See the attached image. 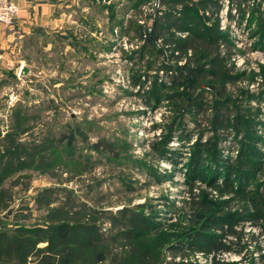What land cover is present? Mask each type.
<instances>
[{"label":"rangeland","instance_id":"1","mask_svg":"<svg viewBox=\"0 0 264 264\" xmlns=\"http://www.w3.org/2000/svg\"><path fill=\"white\" fill-rule=\"evenodd\" d=\"M219 5L220 30L233 47L229 64L236 80L227 83L226 89L253 121L254 136L262 148L264 0H249L244 11L231 0H219ZM164 9L160 0H109L108 4L104 0H64L59 14L31 25L26 35L15 36L9 45L12 52H6L11 63L0 67V152L8 134H17L25 149L35 145L48 149L36 157L38 168L16 171L2 182L10 202L7 208L0 206V230L43 224L46 211L37 207L35 197L45 189L65 190L87 204L93 200L103 210L152 204V212L166 218L163 227L174 223L168 230L174 234L202 217L199 210L186 207L190 193L185 180L192 145L199 137L205 142L208 136L202 116L193 111L185 114L165 152L156 150L179 112L178 103L166 98L172 90H156L167 78L159 69L183 64H174L172 54L152 35L156 17ZM241 138V134L237 139L229 137L224 158H236ZM199 174L201 180L194 182L193 192L211 202L210 211L238 212L236 206L246 204L235 196L234 201L242 204L231 202L225 208L223 202L234 195L217 193L202 181L206 171ZM254 179L246 190L253 193L260 185L262 192L264 166ZM10 208L13 213L4 220ZM236 227L247 239L257 237V244L264 248L260 228L248 223ZM253 247H248L241 264L264 256V252H253ZM170 257L165 255L166 260ZM194 258L196 264H208L202 254ZM222 258L232 263L240 260L234 254Z\"/></svg>","mask_w":264,"mask_h":264},{"label":"trees","instance_id":"2","mask_svg":"<svg viewBox=\"0 0 264 264\" xmlns=\"http://www.w3.org/2000/svg\"><path fill=\"white\" fill-rule=\"evenodd\" d=\"M231 1L238 10L244 11L249 0ZM160 2L166 9L156 17L152 35L172 54L170 60L174 64H183L163 65L159 69L167 78L156 90H172L173 94L166 98L178 103L179 112L168 126L166 136L163 134L162 146L156 150L165 152L166 143L185 114L193 111L201 115L205 122L203 130L208 136L205 142L199 137L192 145L195 148L188 159L185 176L190 193L186 207L199 210L202 217L212 210L210 201L193 192L194 182L201 180L200 170L206 171L207 178L202 181L209 188L222 195H234L223 202L225 208L231 202L239 205L246 201V204L236 206L238 212L210 211L203 220L201 217L194 225L188 224L182 232L174 234L168 231L174 223L163 227L161 224L166 218L160 212L153 213L152 204L103 210L93 200L88 205L65 190L45 189L35 197L37 207L46 211L43 224L0 230V264H196V254L205 256L208 264H241L250 245H254L253 252H264L260 243L257 244V237L250 235L247 239L242 230H236V226L248 223L260 228L259 236L264 237V190L259 191L263 186L257 185L253 193L246 190L248 183L255 181L256 174L262 173L264 144L258 148L259 140L253 130L256 126L245 117L226 89L227 83L233 84L236 80L234 67L229 64L233 47L220 30L219 0ZM207 12L209 15H205ZM176 34L186 36L181 38ZM208 87L213 94L208 93ZM240 134V152L235 159L224 158L225 142L232 135L237 139ZM16 135L5 137L7 143L0 152V206L4 208L10 202V195L1 189L2 182L16 171L38 168L40 159L35 164L36 157L48 149L47 145L25 149ZM62 192L65 194L60 196ZM235 196L241 201L236 198L234 201ZM167 253L171 254L168 260ZM230 254L237 255L239 262L222 258ZM263 260L264 256H260L249 263L262 264Z\"/></svg>","mask_w":264,"mask_h":264},{"label":"crops","instance_id":"3","mask_svg":"<svg viewBox=\"0 0 264 264\" xmlns=\"http://www.w3.org/2000/svg\"><path fill=\"white\" fill-rule=\"evenodd\" d=\"M62 1L64 0H20L18 2L20 12L13 27L5 28L0 25V49L5 51L2 53L3 60L0 62V67L4 68L6 63L11 62L6 52L12 50L9 45L15 41V36L26 35L31 29V25L44 23L51 19L50 15L59 14ZM17 33V34H16ZM1 53V52H0Z\"/></svg>","mask_w":264,"mask_h":264},{"label":"built area","instance_id":"4","mask_svg":"<svg viewBox=\"0 0 264 264\" xmlns=\"http://www.w3.org/2000/svg\"><path fill=\"white\" fill-rule=\"evenodd\" d=\"M20 0H0V25L5 28L14 26L18 18L20 8L18 2ZM26 1V0H23ZM3 60V55L0 53V62ZM11 62L7 63V66Z\"/></svg>","mask_w":264,"mask_h":264},{"label":"water","instance_id":"5","mask_svg":"<svg viewBox=\"0 0 264 264\" xmlns=\"http://www.w3.org/2000/svg\"><path fill=\"white\" fill-rule=\"evenodd\" d=\"M104 2H105L106 4H108V3H109V0H104ZM13 210H14V208H10L6 213L3 214L2 218H3L4 220H9L11 214L13 213Z\"/></svg>","mask_w":264,"mask_h":264}]
</instances>
